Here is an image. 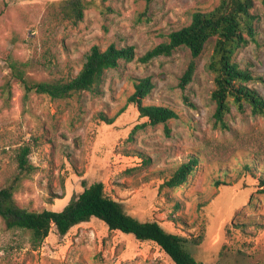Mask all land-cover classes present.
<instances>
[{
  "label": "rangeland",
  "instance_id": "1",
  "mask_svg": "<svg viewBox=\"0 0 264 264\" xmlns=\"http://www.w3.org/2000/svg\"><path fill=\"white\" fill-rule=\"evenodd\" d=\"M62 1L0 0V56L10 50L13 59L27 64L33 81L75 77L93 46L102 51L133 46L142 56L188 26L195 12H209L219 3L154 0L146 12L144 0H83L88 4L83 19L71 24L53 18ZM251 13L257 16V43L234 59L264 79V0H254ZM214 41L205 45L183 92L178 83L190 62L183 47L146 65L132 61L105 71L98 94L67 100L33 94L23 106L21 89L13 85L10 106L0 99V188L11 184L17 154L27 146L35 171L15 192L20 208L62 211L84 186L100 182L126 214L185 238L186 250L202 264H264V195L258 192L264 180V119L249 108L244 113L232 108L230 129L212 128L214 82L207 66ZM6 75L0 61V86ZM146 77L154 88L143 104L170 107L179 115L166 124L168 135L163 124L134 129L147 121L128 98L134 82ZM248 86L264 97V83ZM184 94L194 109L184 106ZM192 157L199 163L185 184L161 187ZM0 264L174 263L155 244L109 231L97 219L65 236L52 227L34 247L27 233L7 230L0 218Z\"/></svg>",
  "mask_w": 264,
  "mask_h": 264
},
{
  "label": "trees",
  "instance_id": "2",
  "mask_svg": "<svg viewBox=\"0 0 264 264\" xmlns=\"http://www.w3.org/2000/svg\"><path fill=\"white\" fill-rule=\"evenodd\" d=\"M106 0H101L105 2ZM146 12L154 0H144ZM88 4L83 0H64L52 13L59 22L76 24L83 19ZM254 0H219L218 5L209 12H195L188 26L171 32L166 41L137 56L133 46L118 48L110 45L105 50L93 46L86 56L79 73L71 78H58L51 81H33L26 74V63L13 59L10 50L3 49L0 61L7 70L0 86V99L8 108L13 99V85L21 89V103L26 106L30 96H47L51 100H67L83 92L98 94L103 74L107 70L117 69L121 63L137 61L149 64L158 57H170L179 48L190 52V62L179 79L178 88L183 92L193 81L197 70V60L207 42L214 38L212 55L207 66L213 75L214 89L211 100L215 105L212 116V128L219 131L230 129L227 115L231 109L244 113L249 108L251 114L264 119V97L250 83H264L261 76L250 70L242 69L235 61L236 53L250 43H257L255 23L257 16L251 13ZM146 12L144 16H146ZM148 21L149 19L146 18ZM7 52L6 54H4ZM154 88L151 77L134 82V92L128 102L137 108L140 119L147 122L135 126V130L149 124L156 126L179 119L178 113L170 107L144 105L143 101ZM184 106L194 109V104L185 94L182 96ZM102 120L112 124L101 115ZM166 134L170 130L165 127ZM30 148L22 147L16 157L17 173L11 184L0 188V218L7 230H21L27 233L34 247H38L49 235L52 227L60 236H65L71 228L97 219L104 223L109 231H118L133 236L138 242H151L159 247L174 264H202L185 248L187 240L164 230L155 221L140 222L128 215L120 203L106 195L104 185L100 182L84 186L83 191L62 211L43 210L27 211L17 206L14 200L19 183L32 175L35 167L29 162ZM199 161L192 157L181 164L161 187L170 189L185 184L197 167ZM258 192L264 195V180L259 182Z\"/></svg>",
  "mask_w": 264,
  "mask_h": 264
}]
</instances>
